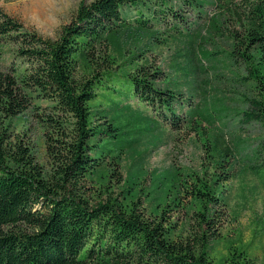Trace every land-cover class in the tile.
Instances as JSON below:
<instances>
[{
  "label": "trees",
  "instance_id": "obj_1",
  "mask_svg": "<svg viewBox=\"0 0 264 264\" xmlns=\"http://www.w3.org/2000/svg\"><path fill=\"white\" fill-rule=\"evenodd\" d=\"M171 1L82 2L55 38L25 28L0 8V54L5 46L16 53L9 70L0 69V264H264L254 240L223 237V250L211 244L212 239L220 241L215 227L227 205L222 185L232 177L229 147L206 145L216 176L190 175L191 185L183 184L188 200L184 203L177 194L154 217L143 210L135 191L123 190L92 205L86 198L92 188L101 190L97 178L102 168L112 161L118 165L133 144L132 117L142 111L133 113L130 99L153 108L172 129L192 125L197 130L199 118L213 117L199 103L192 104L183 78L163 87L157 82L161 70L136 63L141 60L137 53L126 56L117 45L118 37L133 28L150 31L144 9L151 10L152 3L160 8V18L171 8L184 19L169 6ZM175 1L199 17L207 4ZM133 9L139 14L137 26L128 18ZM248 21L232 33L230 59L239 66L240 82L248 91L242 94L239 123H257L263 131L254 150V169L261 172L264 4L252 8ZM186 35L189 41L200 36L195 30ZM43 100L49 102L45 107ZM28 111L42 128L44 162L16 133L25 126ZM190 209L194 227L173 214H190Z\"/></svg>",
  "mask_w": 264,
  "mask_h": 264
},
{
  "label": "rangeland",
  "instance_id": "obj_2",
  "mask_svg": "<svg viewBox=\"0 0 264 264\" xmlns=\"http://www.w3.org/2000/svg\"><path fill=\"white\" fill-rule=\"evenodd\" d=\"M91 1L0 0V8L22 22L25 28L43 37L55 38L79 5ZM171 2L169 6L174 5L184 19L174 16L171 8L160 18V8L152 3L151 10L144 9L151 19L150 31L133 28L118 37L117 45L126 56L137 53L141 60L136 63L146 62L149 70H161L157 82L163 87L183 78L184 92L192 96V104L199 103L204 112H210L213 117L199 118L197 130L192 125L172 129L153 108L130 99L133 113L142 111L132 117L131 128L136 130L133 144L118 165L112 161L102 168L97 178L101 190L92 188L86 198L92 205L106 202L109 196H118L123 190L128 191L127 194L135 191L144 203L143 210L154 217V211L171 204L177 194L184 203L188 200L183 184L191 185L190 175L197 174L206 180L216 176L206 145L229 147L232 177L222 185L227 205L223 206L222 217L215 227L220 232V241L212 239L211 244L223 250L224 239L254 240L258 259L264 263V171L254 169L257 162L254 150L263 131L257 123L242 127L239 123L238 112L245 107L242 94L248 91L240 82L239 66L230 59L232 33L242 30V24L249 22L252 8L264 4V0H206L202 18L196 10L180 9L179 2ZM138 15L134 9L129 11L133 26H137ZM176 25H180L179 28ZM188 30H195L200 36L189 41ZM2 50L0 69L9 70L12 59L16 60L15 50L11 46ZM208 53L214 54L207 57ZM40 103L45 107L49 102ZM23 118L25 126L16 133L44 162L42 128L32 111ZM155 118L162 125L155 123ZM173 214L175 219L196 226L194 211Z\"/></svg>",
  "mask_w": 264,
  "mask_h": 264
}]
</instances>
